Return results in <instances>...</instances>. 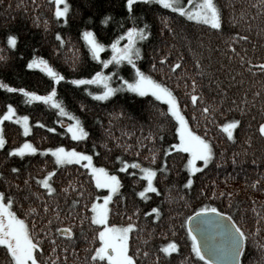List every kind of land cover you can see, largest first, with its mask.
<instances>
[{
	"label": "trees",
	"instance_id": "16d2710c",
	"mask_svg": "<svg viewBox=\"0 0 264 264\" xmlns=\"http://www.w3.org/2000/svg\"><path fill=\"white\" fill-rule=\"evenodd\" d=\"M67 3V16L57 18L52 0H0V81L46 94L51 87L49 77L38 68L26 67L33 56L44 58L65 77L56 86L58 99L89 133L85 139L74 140L66 127L73 123L69 116H61L41 101L29 103L18 92L0 89V115L12 104L15 117H29L27 134L15 117L0 124L5 139L0 147V192L12 196V210L38 238V259L45 264H107L92 259L100 227L91 222V203L104 189L96 187L81 162L58 166L51 153L43 152L62 146L91 155L95 165L120 180L108 203V223L136 226L128 237L135 264H204L191 253L187 231L188 218L206 207L232 216L245 231L243 264H264V136L258 130L264 123V0H214L222 22L219 30L154 2L138 0L131 13L125 0ZM105 16L110 19L101 23ZM144 24L150 26V36L137 42L141 49L138 67L173 90L189 128L208 139L213 148L209 163L191 174V186L186 184L187 153L172 148L177 142L176 121L163 101L126 91L111 101H97L84 89L102 90L99 86L70 82L90 78L96 71L112 72L113 87L119 86L121 77L130 79L133 72L126 64L117 71L111 63L104 67L93 59L82 33L93 31L106 45L101 59H110L107 46L128 27ZM9 34L18 37L14 48L7 45ZM178 60L180 67L171 69ZM191 95L197 96L195 103ZM232 119L240 123L229 140L219 125ZM25 140L40 151L8 155ZM133 161L156 170L157 191L147 192V199L138 195L146 181L131 166ZM49 171L53 172L48 181L52 193L40 182ZM153 207L159 212L152 213ZM65 228L72 231L71 237ZM169 242L176 243L177 250L164 255L160 248ZM9 262L6 249L0 246V264Z\"/></svg>",
	"mask_w": 264,
	"mask_h": 264
},
{
	"label": "snow or ice",
	"instance_id": "6c2138e0",
	"mask_svg": "<svg viewBox=\"0 0 264 264\" xmlns=\"http://www.w3.org/2000/svg\"><path fill=\"white\" fill-rule=\"evenodd\" d=\"M55 5L54 15L57 18L66 17L69 11V4L67 0H52ZM138 0H125V7L131 13L133 5ZM140 2L150 4L156 3L164 9H169L172 12L185 17L187 20L196 21L205 25L211 26L212 29L219 30L222 27L221 16L217 5L214 0H197L194 7H186L182 4L181 0H140ZM193 0H188V5H192ZM110 17L105 16L101 23H107ZM167 19V18H165ZM137 23V19H133V24ZM167 26V24H165ZM148 24L143 27L132 26L128 27L123 35L113 40L109 47L111 49L110 59H101L100 53L105 49L106 45L99 42L91 30H85L82 33V39L88 47V50L93 59L100 62V64L107 67L110 63L117 71L119 67L126 64L130 67L133 75L130 79L120 78L118 87H113L111 80L113 73H104L96 71L90 78H77L72 79L70 82L73 85H97L102 90L89 91L85 88L84 91L88 92L94 100L97 101H111L118 93L126 91L127 93L134 94L136 97H146L150 95L156 101H163L167 105V112L176 121L175 132L177 134L178 143L172 148L187 153V163L185 167L188 169V177L186 184L191 186L193 183L191 174L197 171V161H202L207 165L213 158V148L210 141L196 132L191 130L185 116L182 114L178 105L177 97L174 95L173 90L165 84L157 81L152 75L147 74L138 67L136 61L140 57L141 49L138 46V41H144L150 36ZM171 31V28H169ZM126 38L127 43L122 47L119 40ZM57 39H60L57 35ZM246 39V37H245ZM18 37L15 34H9L6 42L10 48L16 46ZM3 59V57H0ZM161 63L164 62V57H161ZM241 61L243 58L241 57ZM28 69L38 68L44 72L51 81L50 90L46 94L40 95L35 91L26 90L23 87L15 88L8 83L0 81V89L9 92H18L23 97H26L28 102L42 101L51 107L58 110L61 116H69L73 123L67 125V130L71 134L72 139L82 140L88 137L89 133L83 126L82 122L67 111L63 103L58 99L57 85L65 80V77L51 66L48 61L42 57H35L29 60L26 64ZM180 67V61H176L170 65V68L175 70ZM264 67V64L261 65ZM195 80L192 82V91H195ZM191 100L195 103L197 100L196 95H191ZM205 113L209 111L207 107L203 109ZM15 117V109L12 104L6 105V110L0 115V124L7 119L12 121ZM28 120L27 115L15 117V122L24 128L25 134L28 133ZM40 124L39 121L36 122ZM240 123L237 119H232L227 123L219 125L223 132L226 133L229 140H233V129ZM44 126V125H40ZM54 131V129H49ZM258 130L261 136H264V123H260ZM5 144V139L0 128V147ZM172 149L164 151L167 156L168 152ZM39 149L34 147L29 141L25 140L18 147H13L8 152V155L24 156L27 154H35ZM43 152H49L55 158L56 165L76 163L81 161L87 162L85 167L90 170L92 179L95 181L97 188L108 190V194L103 197L102 203H91V222L94 225L102 226L98 232L99 247H97L92 254V259L95 261L99 258L100 261H107V264H135L134 258L129 254L128 237L129 232L136 227L133 223H128L124 226H117L115 224L109 225L108 223V203L111 196L119 189L120 180L115 174H109L104 167H97L92 162V156L85 152H79L74 149H65L64 147H55L44 149ZM43 152L41 154H43ZM119 160L120 157H117ZM155 159V156H153ZM235 160L233 163L235 164ZM123 168H127V162L122 161ZM133 168L139 169L143 178L146 180V185L142 191L138 193L140 197L147 199L145 195L151 191H157L153 184V179L156 176V170L152 167H144L140 163L133 161ZM12 171H17L13 168ZM53 176V172L49 171L40 181L45 189L52 193L54 189L48 183L49 178ZM231 195V193H229ZM6 201V202H5ZM14 200L12 196L4 192H0V246L6 249L10 257L9 264H45L44 261L39 260L35 254V250L40 247L38 238L34 237L30 231L29 226L25 220L20 218L13 210ZM47 209V205H45ZM34 212V209H30ZM152 213H158L159 209L156 207L151 208ZM147 215V213H146ZM192 223L188 227L187 236L191 242V253L203 261L204 264H243L242 257L245 254L247 246V235L245 231L234 221L232 216L224 212H218L215 207L201 208L198 213H193L192 217L188 218ZM64 232L69 237L72 236V231L68 228ZM199 239H198V235ZM177 250V244L169 242L161 246L160 251L164 255H168ZM55 251V249H53ZM159 260V257H158Z\"/></svg>",
	"mask_w": 264,
	"mask_h": 264
},
{
	"label": "rangeland",
	"instance_id": "374dc122",
	"mask_svg": "<svg viewBox=\"0 0 264 264\" xmlns=\"http://www.w3.org/2000/svg\"><path fill=\"white\" fill-rule=\"evenodd\" d=\"M196 2H197V0H193V3H192V5H188V0H185L184 1V6H186V7H194L195 6V4H196ZM127 43V39L126 38H124V43H122V44H120V46L122 47L124 44H126ZM110 53H111V49H110ZM105 67V66H104ZM112 73V72H111ZM116 74H119V73H116ZM42 102V101H41ZM42 103H44V102H42ZM67 127V126H66ZM23 130H24V128H23ZM179 141H178V138H177V142L176 143H178ZM54 161H55V158H54ZM81 163L82 164H86L87 162H85V161H81ZM94 164V163H93ZM196 164H197V169H200V167L201 166H203L204 164H203V162L202 161H197L196 162ZM95 165V164H94ZM95 166H97V167H102L101 165L100 166H98V165H95ZM88 171H90L89 169H87ZM198 171V170H197ZM91 173V172H90ZM109 174H114V173H109ZM116 175V174H115ZM146 181V180H145ZM147 183V182H146ZM108 194V190L107 189H104V193H103V195L99 198V199H96L94 202H96V203H102L103 202V197L105 196V195H107ZM113 196V195H112ZM112 196H111V199H112ZM110 199V200H111ZM110 202V201H109ZM108 207H109V204H108ZM100 228L102 227V226H100V225H98ZM100 230V229H99ZM99 238V237H98ZM99 244H100V241H99ZM99 244H98V246L97 247H99ZM106 261V260H105ZM107 262V261H106Z\"/></svg>",
	"mask_w": 264,
	"mask_h": 264
},
{
	"label": "water",
	"instance_id": "95a60500",
	"mask_svg": "<svg viewBox=\"0 0 264 264\" xmlns=\"http://www.w3.org/2000/svg\"><path fill=\"white\" fill-rule=\"evenodd\" d=\"M193 216V215H192ZM191 216V217H192ZM192 222L191 221H188V227H189V225L191 224ZM59 232H63V230H60ZM198 235V234H197ZM198 239H199V235H198Z\"/></svg>",
	"mask_w": 264,
	"mask_h": 264
}]
</instances>
